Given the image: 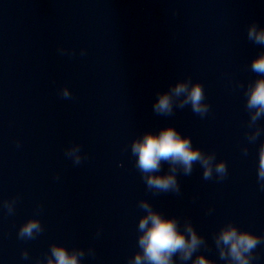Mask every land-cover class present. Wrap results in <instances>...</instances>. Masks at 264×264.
Instances as JSON below:
<instances>
[{
  "label": "clouds",
  "instance_id": "obj_1",
  "mask_svg": "<svg viewBox=\"0 0 264 264\" xmlns=\"http://www.w3.org/2000/svg\"><path fill=\"white\" fill-rule=\"evenodd\" d=\"M247 37L258 45H264V27H259L255 22L247 29ZM63 51V50H61ZM251 70L258 78L249 83L245 95L246 109L249 111V127L264 116V52H261L251 61ZM191 80H182L169 86L163 93H157V100L153 104V111L158 115H171L173 113L174 98L184 96L176 104L183 108L191 106V110L203 117L209 111V105L205 101L204 87L201 83H191ZM64 98H70L71 93L67 87L61 90ZM252 110H255L254 113ZM261 129L256 127L255 131L248 135V139L254 142L260 135ZM247 153V148L243 149ZM131 152L137 157L136 166L142 174L146 186L155 192H180V184L177 179L178 170L184 175H190L194 163H199L203 168V178L210 180L213 171L223 179L227 174V165L221 160L215 162L214 153H204L200 148L192 146L191 138L182 136L173 126H167L159 130L158 134L145 132L142 138L133 140ZM66 155L72 158L75 164L81 163L80 148L74 145L67 150ZM162 163H167L169 169L162 172ZM257 179L261 190H264V143L259 147V161ZM14 201H5L4 206L9 213L13 212ZM146 214L138 221L137 243L140 251L129 260V264H175L174 256L180 261L191 260L192 264H214V261L205 259L204 255H197L193 260V254L203 245L206 246L204 238L199 235L190 222L184 224V230L179 229V222L175 217H165L153 209L146 200H141L139 205ZM43 231L38 219H29L19 228L20 239H34ZM216 247L221 260L227 264H250L254 258L252 253L262 242L260 236L249 231H242L229 222L223 226L214 237ZM89 253L92 250L89 249ZM85 255L83 249L74 248L71 251L63 245L52 244L50 255L47 256L46 264H81V257ZM23 258H28V252L22 253ZM41 264V262H37Z\"/></svg>",
  "mask_w": 264,
  "mask_h": 264
}]
</instances>
